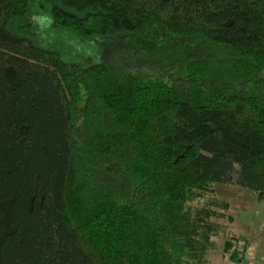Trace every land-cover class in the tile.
I'll list each match as a JSON object with an SVG mask.
<instances>
[{
	"label": "trees",
	"instance_id": "1",
	"mask_svg": "<svg viewBox=\"0 0 264 264\" xmlns=\"http://www.w3.org/2000/svg\"><path fill=\"white\" fill-rule=\"evenodd\" d=\"M216 185L264 201V0H0V264H207Z\"/></svg>",
	"mask_w": 264,
	"mask_h": 264
},
{
	"label": "rangeland",
	"instance_id": "2",
	"mask_svg": "<svg viewBox=\"0 0 264 264\" xmlns=\"http://www.w3.org/2000/svg\"><path fill=\"white\" fill-rule=\"evenodd\" d=\"M214 191L229 209L216 221L218 238L207 253V264H232L229 256L235 249L241 252L242 264H264V201L235 185H216ZM227 241L232 242L228 252L224 249Z\"/></svg>",
	"mask_w": 264,
	"mask_h": 264
},
{
	"label": "built area",
	"instance_id": "3",
	"mask_svg": "<svg viewBox=\"0 0 264 264\" xmlns=\"http://www.w3.org/2000/svg\"><path fill=\"white\" fill-rule=\"evenodd\" d=\"M237 264H242L241 261H239Z\"/></svg>",
	"mask_w": 264,
	"mask_h": 264
}]
</instances>
